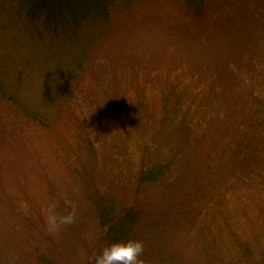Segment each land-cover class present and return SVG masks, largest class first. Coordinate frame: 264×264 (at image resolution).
I'll return each mask as SVG.
<instances>
[{
  "label": "trees",
  "instance_id": "16d2710c",
  "mask_svg": "<svg viewBox=\"0 0 264 264\" xmlns=\"http://www.w3.org/2000/svg\"><path fill=\"white\" fill-rule=\"evenodd\" d=\"M97 49L118 70L84 103ZM0 104L55 154H99L82 173L68 165L77 187L43 173L47 207L95 218L91 262L138 240L152 241L147 264H264V0H0ZM20 229L6 239L13 264H48Z\"/></svg>",
  "mask_w": 264,
  "mask_h": 264
},
{
  "label": "rangeland",
  "instance_id": "374dc122",
  "mask_svg": "<svg viewBox=\"0 0 264 264\" xmlns=\"http://www.w3.org/2000/svg\"><path fill=\"white\" fill-rule=\"evenodd\" d=\"M25 46L28 49L43 50L42 46L35 40L31 42L28 39ZM99 47L100 49L105 48L103 45ZM22 53H18L15 59L20 60L21 55L23 56ZM106 56V52L104 54L102 50L97 49L86 59L85 63L90 66L88 70L91 73L84 77L87 83L85 85L88 86V89L93 83L94 85L85 96L86 101L84 103L88 100L95 101L97 89L103 87L109 76L118 70L114 68V65H111V62L102 61V57ZM92 60L93 63H91ZM95 62L97 64L94 65ZM32 75L34 76L32 80L38 81V73L34 72ZM134 76H137V80L140 82L139 77L145 76L147 79L148 75L145 70H139ZM134 81L133 78V83ZM137 88L139 93L143 88L141 83L137 84ZM136 95V92L130 94L131 102H137L135 100ZM2 106L0 104V264L14 263V255H16L14 245L16 246V244L7 245L6 243V239L12 233L14 225L19 229L21 228L18 235L25 236V238H20L21 245L24 244V247L27 248L28 243L33 242L37 247V255L47 261L48 264H64L61 261L63 257L69 264H92L91 259L92 254L95 253V245L100 246L97 240L98 227L91 220L95 218L91 217L87 210H84L85 215H79L75 212L76 222L73 224L71 232L58 231L50 233L46 226L48 209L46 190L49 194V189L45 187L43 173H51L54 177H57L58 181L55 180V183L59 189L77 187L81 184V181H76L74 178L80 179L82 175L78 173L74 175L67 171L69 169L68 165L75 166L77 164L81 166L82 173L85 169H91L86 164L92 165L100 158L99 154L86 151L83 148H75L76 151H81L80 161H76V163L72 161V151L64 154L63 150H60L61 154H55L59 149L44 136L46 132L42 134L43 131L30 120L19 113L4 109ZM157 110L158 105L155 106V109H148L153 114H156ZM68 129L69 127L67 131ZM58 131L60 133L56 136L55 143H61L66 138L64 130L59 129ZM51 145L53 147H50ZM42 153H47L49 160H45L41 156ZM58 159L60 161H57ZM84 165L86 166L84 167ZM82 204L76 203L77 206ZM27 219L36 222L38 229L35 232H27L29 228ZM26 236L28 237L26 238ZM151 242H146L145 246ZM52 244L53 250L50 247ZM154 246L158 251L157 241H154ZM50 260H52L51 263ZM143 264H147L146 258L143 259Z\"/></svg>",
  "mask_w": 264,
  "mask_h": 264
},
{
  "label": "clouds",
  "instance_id": "9594fccd",
  "mask_svg": "<svg viewBox=\"0 0 264 264\" xmlns=\"http://www.w3.org/2000/svg\"><path fill=\"white\" fill-rule=\"evenodd\" d=\"M76 222L75 213L60 215L56 211L55 204L47 209L46 226L50 233H56L62 227ZM144 252L142 241L129 240L125 243H112L103 247L99 255H96L92 264H143L141 256Z\"/></svg>",
  "mask_w": 264,
  "mask_h": 264
}]
</instances>
